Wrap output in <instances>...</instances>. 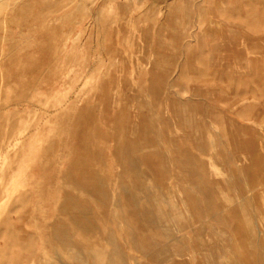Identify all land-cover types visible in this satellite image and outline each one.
Masks as SVG:
<instances>
[{"label":"rangeland","instance_id":"obj_1","mask_svg":"<svg viewBox=\"0 0 264 264\" xmlns=\"http://www.w3.org/2000/svg\"><path fill=\"white\" fill-rule=\"evenodd\" d=\"M75 214L108 264H264V0H0V264Z\"/></svg>","mask_w":264,"mask_h":264},{"label":"crops","instance_id":"obj_2","mask_svg":"<svg viewBox=\"0 0 264 264\" xmlns=\"http://www.w3.org/2000/svg\"><path fill=\"white\" fill-rule=\"evenodd\" d=\"M70 219L73 230L57 232L55 224L64 223L57 219L52 222V230L40 232L39 238L50 242L40 249L39 264H108V231L101 227L95 229L93 221L81 214ZM63 253L68 258H64Z\"/></svg>","mask_w":264,"mask_h":264},{"label":"bare ground","instance_id":"obj_3","mask_svg":"<svg viewBox=\"0 0 264 264\" xmlns=\"http://www.w3.org/2000/svg\"><path fill=\"white\" fill-rule=\"evenodd\" d=\"M164 34V33H163ZM157 36V35H156ZM134 133V132H133ZM143 134H141V136H142ZM134 136H135V134H134ZM140 136V135H139ZM209 165H210V163H209ZM84 186V185H83ZM66 187H67V185H66ZM69 187V186H68ZM72 187V186H71ZM99 187V186H98ZM98 189V188H97ZM86 190H87V188H86ZM84 191H85V189H84ZM91 191V190H90ZM106 191H108V190H106ZM79 193V192H78ZM83 193V192H82ZM100 193V192H99ZM105 194V193H104ZM107 194V193H106ZM105 194V195H106ZM109 194H111V193H109ZM242 198V197H241ZM240 198V199H241ZM79 199V198H78ZM100 201V200H99ZM64 203H66V202H64ZM68 207H70L69 205H68ZM79 208V207H78ZM77 208V209H78ZM86 209V208H85ZM84 208H83V210H85ZM89 211V210H88ZM92 211V210H91ZM206 211V210H205ZM211 212V211H210ZM88 213V212H87ZM166 213H167V211H166ZM206 214V213H205ZM167 215V214H166ZM206 216V215H205ZM207 217V216H206ZM53 220H55V219H53ZM56 221H57V219H56ZM64 223H66L65 221H64ZM210 224V223H209ZM84 226V225H83ZM169 226V225H168ZM74 227V225L72 224V228ZM49 228V227H48ZM54 228L57 230V232H59L60 234H62V233H66V231H68L67 229H66V225L64 224V225H62V223L61 224H55V226H54ZM112 229V228H111ZM153 229V228H152ZM49 230V229H48ZM82 231V230H81ZM158 234V233H157ZM155 237V236H154ZM77 241V240H76ZM122 241V240H121ZM106 243V242H105ZM150 243V242H149ZM155 243V242H154ZM253 243V242H252ZM151 244V243H150ZM149 244V245H150ZM142 245V244H141ZM152 245V244H151ZM70 249V248H69ZM160 250V249H159ZM161 251H163V250H161ZM170 252V251H169ZM116 253V252H115ZM162 253V252H161ZM161 253H159V254H161ZM217 253H219V252H217ZM156 254V253H155ZM164 254V253H163ZM157 255V254H156ZM162 255V254H161ZM164 255H166V254H164ZM164 255H163V257H164ZM218 256H219V254H218ZM159 257V256H158ZM223 257V256H222ZM221 257V258H222ZM212 260V259H211ZM64 261H66V260H64ZM63 262V261H62ZM215 262V261H214ZM221 263V262H220ZM63 264V263H62Z\"/></svg>","mask_w":264,"mask_h":264}]
</instances>
